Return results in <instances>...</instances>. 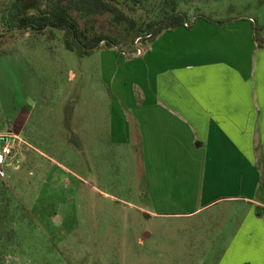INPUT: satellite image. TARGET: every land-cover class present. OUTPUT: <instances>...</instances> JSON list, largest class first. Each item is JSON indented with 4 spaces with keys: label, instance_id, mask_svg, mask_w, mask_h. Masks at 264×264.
<instances>
[{
    "label": "rangeland",
    "instance_id": "rangeland-1",
    "mask_svg": "<svg viewBox=\"0 0 264 264\" xmlns=\"http://www.w3.org/2000/svg\"><path fill=\"white\" fill-rule=\"evenodd\" d=\"M162 1L138 9L156 2L160 11ZM14 2L0 0V133H19L27 144L19 168L8 167L3 180L27 218L14 225L19 246L0 264H215L199 246L209 251L216 236L221 251L227 218L218 208L193 219L145 212L154 209L129 109L159 69L232 61L237 50L245 58L232 23L247 20L263 0H177L190 29L139 44L140 56L100 47L82 58L65 49L60 30L5 32L1 20ZM73 16L90 34L116 33L107 15Z\"/></svg>",
    "mask_w": 264,
    "mask_h": 264
},
{
    "label": "crops",
    "instance_id": "crops-1",
    "mask_svg": "<svg viewBox=\"0 0 264 264\" xmlns=\"http://www.w3.org/2000/svg\"><path fill=\"white\" fill-rule=\"evenodd\" d=\"M233 21L236 41L246 42L245 58L237 50L232 61L159 69L129 113L154 209L145 212L193 219L218 208L227 218L222 249L215 236L209 251L199 246L204 258L264 264V45L253 40L256 27L264 38V2L247 20Z\"/></svg>",
    "mask_w": 264,
    "mask_h": 264
},
{
    "label": "trees",
    "instance_id": "trees-1",
    "mask_svg": "<svg viewBox=\"0 0 264 264\" xmlns=\"http://www.w3.org/2000/svg\"><path fill=\"white\" fill-rule=\"evenodd\" d=\"M146 1L148 0H36L34 9L23 13L28 0H15L1 24L4 25L5 32L60 30L63 32L65 49L76 53L80 58L89 56L100 47L113 48L119 54L130 55L138 49L139 44L150 43L163 32H171L179 27L190 28L191 24L188 28L184 27L186 15L177 12V0L162 1L160 11L155 8L156 2L150 9L139 10L138 7L143 6ZM138 11L144 13L137 17L131 16ZM73 15L77 19L107 15L111 17V27L116 33L90 34L86 28L79 27ZM259 34L260 29L254 28L253 40L261 48L264 38ZM1 35L0 33V39ZM24 218H27L25 211L12 202L5 183L0 179V262L4 256L17 250L20 235L14 225ZM20 230L21 228L19 232Z\"/></svg>",
    "mask_w": 264,
    "mask_h": 264
},
{
    "label": "built area",
    "instance_id": "built-area-1",
    "mask_svg": "<svg viewBox=\"0 0 264 264\" xmlns=\"http://www.w3.org/2000/svg\"><path fill=\"white\" fill-rule=\"evenodd\" d=\"M188 28V24H184ZM137 43V41L135 42ZM139 49H136L135 56H140ZM27 144L21 139L19 133L13 131H5L0 133V179L4 180L6 177V169L12 168L17 170L19 168V161L22 155L23 148Z\"/></svg>",
    "mask_w": 264,
    "mask_h": 264
}]
</instances>
